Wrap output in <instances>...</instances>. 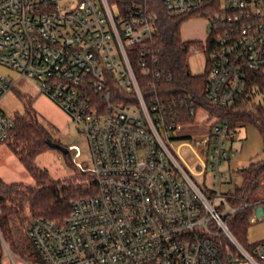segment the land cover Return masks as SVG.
I'll list each match as a JSON object with an SVG mask.
<instances>
[{"label": "built area", "instance_id": "obj_1", "mask_svg": "<svg viewBox=\"0 0 264 264\" xmlns=\"http://www.w3.org/2000/svg\"><path fill=\"white\" fill-rule=\"evenodd\" d=\"M151 1L168 16L205 19L203 48L190 53H204L206 97L233 105L248 73L264 70V0H140L123 7L110 0H0V66L35 82L69 116L89 150L84 164L77 162L80 149L70 147L73 164L94 177L98 190L74 200L63 224L34 220L30 243L42 264H220L214 239L222 236L241 260L264 264V239L244 248L226 222L236 209L220 193V166L236 152L226 147L235 132L207 114L208 134L190 143L203 157L194 173L171 146L174 129L163 104L139 85L130 50L145 49L155 35ZM140 55L137 66L147 76L145 51ZM113 78L126 97L114 99ZM12 89L0 74V99ZM188 107L184 114L196 117ZM13 126L0 110V146ZM206 172L216 192L197 180ZM0 240V264H27Z\"/></svg>", "mask_w": 264, "mask_h": 264}, {"label": "trees", "instance_id": "obj_2", "mask_svg": "<svg viewBox=\"0 0 264 264\" xmlns=\"http://www.w3.org/2000/svg\"><path fill=\"white\" fill-rule=\"evenodd\" d=\"M110 1L123 7L140 0ZM150 12L154 19L155 35L145 49L142 46L134 47L130 55L140 87L148 96H156L163 104L162 113L166 123L171 124L174 130L193 125L195 116L184 114L188 106L192 105L197 110H204L210 118L227 121L233 132L238 124H253L264 145V106L256 100L257 95L264 97V70L248 73L245 89L233 105L225 107L210 101L204 91L206 68L202 74L194 75L188 63L190 49H201L203 44L200 41H183L180 35L181 25L192 17L168 16L162 6L154 1L150 3ZM141 50L145 51L144 59L151 71L147 76H142L137 66L138 58H143ZM155 72L159 73L158 78ZM109 86L114 99L126 97L116 79L113 78ZM13 123V130L5 144L33 181V185L7 184L0 178V195L3 196L0 201V237L10 251L18 255L22 250L21 238L28 235L29 226L34 220L44 219L63 224L74 200L94 196L98 190L94 177L78 169L71 160L69 150L64 147L66 152H59L73 171L72 177L64 182L55 181L45 169L37 166L36 158L58 144L33 109L31 100H25L23 114L16 115ZM233 140L234 137L230 139ZM236 171L242 176V184L225 196L226 203L236 209L226 217V222L236 242L250 249L254 245L247 238L250 218L258 204L264 206V157L262 161L250 163ZM259 191H262L263 197L255 204L253 199ZM214 244L219 250L220 264H230L229 255L235 259L236 251L226 238L216 237ZM34 254V260L23 257L24 262L42 264L38 251L35 250Z\"/></svg>", "mask_w": 264, "mask_h": 264}, {"label": "rangeland", "instance_id": "obj_3", "mask_svg": "<svg viewBox=\"0 0 264 264\" xmlns=\"http://www.w3.org/2000/svg\"><path fill=\"white\" fill-rule=\"evenodd\" d=\"M207 25L208 23L205 19L200 17H192L185 20L180 28L182 40L203 42L207 37ZM204 60V53L201 50H195L190 53L188 63L192 74L199 75L204 72ZM0 74L13 81V89L0 99V110L8 118L14 120L16 115L23 114L25 100H31L33 109L39 114L41 122L50 129L52 138L58 144L57 146L69 150L72 161L74 152L71 151L70 147L77 146L81 152V157L77 162L88 164L89 150L87 142L69 116L49 98L41 94L35 82L21 77L18 72L5 66H0ZM256 100L260 101L264 106L263 96L257 95ZM207 118V113L199 109L193 125L179 127L170 133L172 138L171 146L178 150L181 158L194 173L197 172L195 166L198 163V157H203L200 154L199 148L190 143H192V140H198L207 135V128L209 126ZM184 142L189 145L180 147ZM229 146H231L233 152L236 151L231 155V162L234 164L243 162L245 165H248L263 160V140L258 129L253 124L247 123L237 127L235 140L227 143L226 147L229 148ZM35 163L37 166L45 169L50 178L55 181L64 182L73 175V171L67 165L64 156L57 149H51L39 155ZM226 163L223 162L220 166L224 177L227 178H225L227 180L226 183L220 189V193L224 196L231 194L236 187L242 184L241 174L236 170H232V168L228 169ZM209 176L210 172H207L205 178L206 184L209 183ZM0 178L7 184L24 183L25 185H33L31 177L6 144L0 146ZM196 178L199 181L202 180L201 176H197ZM262 197V191H259L254 197L253 202L258 204L262 200ZM258 206L260 205L258 204L256 207ZM219 210H225V208ZM252 218L255 221V211H253ZM261 237H264V221L252 222L247 233L248 240L253 242L259 240ZM21 242L22 250L18 255L10 251L15 261L17 263L24 262L23 257L27 258V260H34L36 258L34 254L35 249L31 245L28 235H23ZM0 248L1 254L4 256L1 240ZM234 262L237 263L231 264H249L241 260L237 253Z\"/></svg>", "mask_w": 264, "mask_h": 264}, {"label": "crops", "instance_id": "obj_4", "mask_svg": "<svg viewBox=\"0 0 264 264\" xmlns=\"http://www.w3.org/2000/svg\"><path fill=\"white\" fill-rule=\"evenodd\" d=\"M195 121H196V117H195ZM195 123V122H194ZM240 125H244V124H238L237 126H236V128L237 127H239ZM207 128V127H206ZM208 132H209V126H208V128H207V133L206 134H208ZM235 132H236V129H235ZM206 135H204V137H205ZM234 140H235V136H234ZM233 140V141H234ZM232 141V142H233ZM227 163H226V166H227V168L228 169H230V168H232V170H237V169H239V168H241V167H243V166H246L245 165V163H241V162H239V163H237V164H234V163H232L231 162V158L228 160V161H226ZM195 170L197 171V165L195 166ZM207 173V172H206ZM206 173L205 174H200L199 176H201L202 177V180H201V182L204 184V186H205V188L206 189H208V190H210L211 192H216L217 191V189H216V187H214V185H213V182H212V180H211V177L209 176V185L208 184H206V180H205V178H206ZM223 173V172H222ZM224 174V173H223ZM226 177H224V180H223V183H222V185L223 184H225L226 183V179H225ZM221 185V186H222ZM220 189H221V187H220ZM223 195V194H222ZM224 196V195H223ZM225 197V196H224ZM263 207V208H262ZM255 208H257V210L255 211V220H257L256 222H263L264 221V206H258V207H255ZM250 219H252V216H251V218ZM259 219H261V220H259ZM251 223V222H250ZM255 223V222H254ZM252 224V223H251ZM262 239H264V237H261L259 240H257V241H253V242H250L249 240V242L250 243H252V244H255L256 242H258V241H260V240H262Z\"/></svg>", "mask_w": 264, "mask_h": 264}, {"label": "water", "instance_id": "obj_5", "mask_svg": "<svg viewBox=\"0 0 264 264\" xmlns=\"http://www.w3.org/2000/svg\"><path fill=\"white\" fill-rule=\"evenodd\" d=\"M53 147H54V149H57V150H59V151L66 152L65 149H64L63 147H61V146L53 145ZM2 200H3V196L0 195V201H2ZM262 208H263V207H262ZM256 210H257V208L254 209V211H256ZM228 260H229V261L232 260V257H231L230 255L228 256ZM233 263H237V262H233Z\"/></svg>", "mask_w": 264, "mask_h": 264}]
</instances>
